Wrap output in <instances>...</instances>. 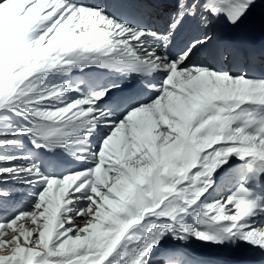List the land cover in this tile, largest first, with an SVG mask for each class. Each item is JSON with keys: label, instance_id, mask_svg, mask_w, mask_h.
<instances>
[{"label": "snow or ice", "instance_id": "snow-or-ice-1", "mask_svg": "<svg viewBox=\"0 0 264 264\" xmlns=\"http://www.w3.org/2000/svg\"><path fill=\"white\" fill-rule=\"evenodd\" d=\"M258 3L0 0V264H264V68L209 30Z\"/></svg>", "mask_w": 264, "mask_h": 264}, {"label": "bare ground", "instance_id": "bare-ground-1", "mask_svg": "<svg viewBox=\"0 0 264 264\" xmlns=\"http://www.w3.org/2000/svg\"><path fill=\"white\" fill-rule=\"evenodd\" d=\"M94 3H101L110 8V10L116 11V5L121 3L122 0H93ZM85 2H89V0H85ZM119 2V3H117ZM166 9V8H165ZM148 11L152 12L153 18L155 15L152 9ZM160 17V16H158ZM154 21V20H153ZM243 24H246L252 28H258L264 26V3H258L257 6L249 13V15L242 21ZM211 27V26H210ZM163 28V27H162ZM199 31V28L195 21L186 22L185 25L181 28V30L177 33L176 39L174 41V46L172 47V51L174 52L177 47H179L185 38L192 33ZM196 59V57H193ZM264 68V67H263ZM74 79L79 78V74H74ZM69 161L63 166V169H70L76 167L77 164L75 161H72L70 157L67 158ZM62 169V170H63ZM258 223L264 225V217H260ZM227 249V248H226ZM225 250V249H223ZM187 251L196 259H199L203 262V264H238V254H242L245 257L249 258V250L246 247H243L242 250L238 253L237 251H230L229 249L221 252V254L217 258L209 259L205 257H200L187 249ZM219 251V250H218ZM219 254V252H218ZM212 258V257H211ZM252 259L256 262V264H262L261 258L259 256L252 257Z\"/></svg>", "mask_w": 264, "mask_h": 264}, {"label": "rangeland", "instance_id": "rangeland-1", "mask_svg": "<svg viewBox=\"0 0 264 264\" xmlns=\"http://www.w3.org/2000/svg\"><path fill=\"white\" fill-rule=\"evenodd\" d=\"M166 243L169 247L174 246L176 244V242H173V241H168ZM243 247L244 246H242L240 248H233V247L217 248V247L210 246V245H208V246L199 245L196 242H192L189 245H187V249L189 251L196 253V255H198L200 257H205V258H209V259L217 258L221 254V252H224L228 249L230 251L240 252ZM223 249H225V250H223ZM218 252H219V254H218Z\"/></svg>", "mask_w": 264, "mask_h": 264}]
</instances>
